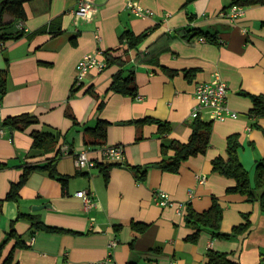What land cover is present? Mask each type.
I'll return each instance as SVG.
<instances>
[{"label":"crops","instance_id":"0c3cea01","mask_svg":"<svg viewBox=\"0 0 264 264\" xmlns=\"http://www.w3.org/2000/svg\"><path fill=\"white\" fill-rule=\"evenodd\" d=\"M126 1L93 0L95 9L86 17L77 14L79 0H31L25 4L26 19L17 24L24 36L0 42V70H8L6 92L0 93V200L26 166H37L15 199L0 202V243L14 227L25 244L14 247L10 239L0 264L11 251V264H205L209 249L229 253L241 264H258L264 259V205L227 193L235 181L214 172L212 161L226 155L227 138L234 133L240 135L239 157L252 184L264 158V117L249 113L250 95L264 93V4L247 6L232 20L227 13L234 0H137L152 11L146 16L133 14ZM181 28L210 32L217 42L173 38ZM128 30L147 34L128 53L141 98L107 92L118 65L86 71L76 86L80 58L100 49L122 51L127 44L121 35ZM139 51H150L156 61H137ZM216 77L228 84V104L238 116L213 120L210 147L183 162L178 173L155 166L164 144L189 139L195 87ZM24 113L38 122L26 130L3 125ZM143 117L168 121L172 130L161 135L158 123L137 127L130 122ZM99 118L110 121L106 142L88 143L85 128ZM201 119L210 120L205 112ZM36 129L58 133L57 172L68 177L65 183L41 168L57 152L31 148ZM103 145H122L124 162L105 167ZM83 149L99 159L98 165L77 169L74 157ZM138 165L148 166L143 182L131 169ZM83 189L94 195L96 204L89 209L76 194ZM158 189L187 207L180 213L174 206H159ZM213 197L224 207L221 231L230 232L244 214L250 215L251 228L231 239L204 230L196 243L187 241L193 231L185 222L189 206L204 211ZM28 215L59 230L38 229ZM134 222L148 227L138 231Z\"/></svg>","mask_w":264,"mask_h":264},{"label":"trees","instance_id":"16d2710c","mask_svg":"<svg viewBox=\"0 0 264 264\" xmlns=\"http://www.w3.org/2000/svg\"><path fill=\"white\" fill-rule=\"evenodd\" d=\"M31 0H0V42L8 40H17L24 36L25 31L22 27H17V24L24 21L27 17L25 4ZM189 1V0H188ZM187 1V3H188ZM233 4H240L244 7L251 5H263L264 0H234ZM45 30L42 28L40 31ZM146 33L136 35L134 32L128 30L121 35V41L127 44V47L119 51V49H109L104 51V57L110 65H118L119 69L113 74L112 80L108 86L107 92H113L123 95H129L137 97L138 85L135 78V70L129 66L131 63L128 53L131 49H137L139 44L146 37ZM205 37L206 41L217 42L216 38L210 32H204L197 29L181 28L175 31L173 38H189L194 37ZM137 61L143 62H155L156 59L151 52H138L136 54ZM7 69L0 70V93L3 95L6 92V75ZM186 74L191 73L190 70L185 72ZM90 90V89H88ZM87 90V92H88ZM252 108L250 115L252 117L261 118L264 117V93L262 94H251ZM103 105V102L100 106ZM67 115L71 117L77 124L75 116L68 112ZM38 122L37 117L24 113L18 116L8 117L4 120V126L9 127L12 130H26L31 125ZM137 127H141L145 123H158L159 133L170 132L172 125L168 121H158L151 117H143L135 120H131ZM256 124V123H255ZM110 121L107 119L99 118L96 125L93 127L85 128L86 141L91 144H101L106 142L108 134V126ZM191 134L186 142L173 140L167 145L162 146V159L155 164L164 171L171 173H178L180 168L187 159L192 156L204 154L210 147L211 134L213 129V120H203L201 118H195L191 124ZM31 136L33 139L32 149L41 151L43 153H49L56 151L57 155L50 160L46 165L41 168L48 170L50 175L58 177L65 183L68 179L67 176L59 175L57 172V160L61 150L59 147L58 133L54 131H43V130H32ZM139 135L137 139H140ZM242 146L240 135L234 133L227 138V147L225 156H217L213 159V171L221 174L225 177L233 179L234 185L227 187V193H238L244 195L248 201L260 200L261 204L264 205V158L257 163L256 166V177L255 183L252 184L250 173L244 167L239 157V149ZM169 152H172L171 154ZM105 166L106 164H102ZM114 165H120V163H109L105 167H111ZM37 166H26L23 174L18 182L11 185L7 196L1 199L4 200L16 198L18 195L19 188L27 180L29 173L36 169ZM134 171L137 180L143 182L146 177V171L148 166H131ZM224 215V207L220 202V199L213 197L212 205L204 211H196L194 208L189 206L187 213L185 214V222L188 227L193 231L186 237V240L192 243H196L200 237L202 231L206 230L213 234L214 237L231 239L239 235L246 233L251 228V219L249 214H244V220L235 225L230 232L221 231V224ZM27 218L32 220V225L38 229H45L48 231L59 230L55 227H50L38 220L33 215H28ZM148 227L144 223H133V228L138 231H144ZM15 239L14 247H23L25 244L21 240L19 234H17L13 227L8 233L7 238L0 243V257L2 256V250L5 244L10 240ZM13 250V249H12ZM13 260V252H9L7 257L4 259V264H11ZM205 264H241L238 260L231 258L229 253L209 249L207 251ZM258 264H264L262 259Z\"/></svg>","mask_w":264,"mask_h":264},{"label":"built area","instance_id":"2783aa9c","mask_svg":"<svg viewBox=\"0 0 264 264\" xmlns=\"http://www.w3.org/2000/svg\"><path fill=\"white\" fill-rule=\"evenodd\" d=\"M127 7L136 16H146L152 14V11L143 8L137 0H127ZM78 15L89 17L95 9V3L93 0H79L78 2ZM245 11V7L240 4H232L228 11V16L232 20L240 18ZM198 41H206L205 37H198ZM108 66V63L104 57V51L98 50L95 54L83 55L77 64V74L75 78V85L80 86L82 84L84 73L86 71L95 69L103 71ZM228 84L220 77H216L214 81L200 82L196 85L194 95L196 103L192 108L191 115L193 118H202V114L205 112L210 120L224 119L227 116L237 117L238 112L231 109L228 104ZM137 98H141L140 95ZM4 135V129L0 128V136ZM101 161L103 163H123L125 160V151L122 145H103L101 148ZM75 166L77 169L84 170L90 169L100 162L99 159L90 157L89 150L83 149L79 151L75 157ZM205 177H200V181H204ZM77 196L82 197L85 203V208L89 209L95 206L96 202L94 195L89 190H80ZM155 203L162 207H176V209L182 213L187 207L186 202H177L170 198L169 194L161 189L154 191ZM101 264V263H94Z\"/></svg>","mask_w":264,"mask_h":264},{"label":"water","instance_id":"95a60500","mask_svg":"<svg viewBox=\"0 0 264 264\" xmlns=\"http://www.w3.org/2000/svg\"><path fill=\"white\" fill-rule=\"evenodd\" d=\"M44 206H46V205H44Z\"/></svg>","mask_w":264,"mask_h":264},{"label":"rangeland","instance_id":"374dc122","mask_svg":"<svg viewBox=\"0 0 264 264\" xmlns=\"http://www.w3.org/2000/svg\"><path fill=\"white\" fill-rule=\"evenodd\" d=\"M248 170V169H247Z\"/></svg>","mask_w":264,"mask_h":264}]
</instances>
